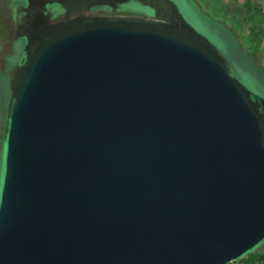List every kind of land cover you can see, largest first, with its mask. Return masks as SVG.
<instances>
[{
	"label": "water",
	"instance_id": "1",
	"mask_svg": "<svg viewBox=\"0 0 264 264\" xmlns=\"http://www.w3.org/2000/svg\"><path fill=\"white\" fill-rule=\"evenodd\" d=\"M136 1L23 49L0 264H227L264 239V98L173 0Z\"/></svg>",
	"mask_w": 264,
	"mask_h": 264
},
{
	"label": "rangeland",
	"instance_id": "2",
	"mask_svg": "<svg viewBox=\"0 0 264 264\" xmlns=\"http://www.w3.org/2000/svg\"><path fill=\"white\" fill-rule=\"evenodd\" d=\"M173 1L187 21L217 46L243 84L256 97L264 98V13H261L264 0ZM63 2L71 14L82 11L85 6V0ZM28 6L29 0H0V201L6 168L10 85L17 75L21 47L25 42V38L18 37L19 31L15 27L29 13ZM123 6L120 8L135 12L130 14L143 15V5L129 0ZM263 248L264 240L253 247L250 254H244L228 264H264V260L258 258Z\"/></svg>",
	"mask_w": 264,
	"mask_h": 264
},
{
	"label": "flooded vegetation",
	"instance_id": "3",
	"mask_svg": "<svg viewBox=\"0 0 264 264\" xmlns=\"http://www.w3.org/2000/svg\"><path fill=\"white\" fill-rule=\"evenodd\" d=\"M64 1V0H63ZM62 0H29V13L18 22L15 27L19 31L18 37L25 38L21 47V59L23 58V49H28L37 42V40L49 31L51 22L70 13L69 7ZM136 3V0H130ZM129 0H89L85 3L82 11L71 15H82L87 12L114 14V13H135L131 9H121ZM137 2L136 4H138ZM61 4V5H60ZM63 4V5H62ZM138 5H141L140 3ZM145 14V13H141ZM14 29V30H15ZM21 59L18 63L21 62Z\"/></svg>",
	"mask_w": 264,
	"mask_h": 264
},
{
	"label": "trees",
	"instance_id": "4",
	"mask_svg": "<svg viewBox=\"0 0 264 264\" xmlns=\"http://www.w3.org/2000/svg\"><path fill=\"white\" fill-rule=\"evenodd\" d=\"M136 3H137V2H136ZM136 3H135V4H136ZM138 4H139V3H138ZM138 4H137V5H138ZM128 9H129V8H128ZM144 12L149 13L150 10H149L148 8L144 7V9H143V13H144ZM263 240H264V239H263ZM263 240H262V241H263ZM262 241H261V242H262ZM261 242H260V243H261ZM260 243H258L257 245H259ZM257 245H256V246H257ZM247 253L250 254V253H251V250L245 252L244 254H247ZM244 254H243V255H244ZM238 258H239V257H238ZM258 258H259L260 260H264V248L262 249V251H261L260 254L258 255ZM228 263H229V262H228ZM228 263H227V264H228Z\"/></svg>",
	"mask_w": 264,
	"mask_h": 264
},
{
	"label": "crops",
	"instance_id": "5",
	"mask_svg": "<svg viewBox=\"0 0 264 264\" xmlns=\"http://www.w3.org/2000/svg\"><path fill=\"white\" fill-rule=\"evenodd\" d=\"M261 13H264V9L263 10H261ZM243 20H244V18H243ZM254 33H255V31H253Z\"/></svg>",
	"mask_w": 264,
	"mask_h": 264
}]
</instances>
